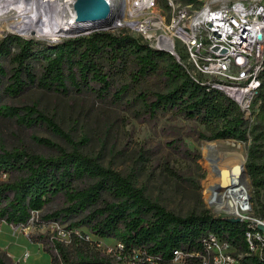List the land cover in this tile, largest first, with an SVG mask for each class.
I'll use <instances>...</instances> for the list:
<instances>
[{
	"label": "trees",
	"instance_id": "1",
	"mask_svg": "<svg viewBox=\"0 0 264 264\" xmlns=\"http://www.w3.org/2000/svg\"><path fill=\"white\" fill-rule=\"evenodd\" d=\"M161 79L163 85L158 89L147 85ZM31 90L62 98H88L99 107L135 112L149 120L171 115L201 128L195 133L205 142L246 143L249 139L244 172L253 194H264V128L248 126L233 102L194 84L171 56L150 49L138 38L94 31L51 45L12 34L0 39V119L25 130L43 127L72 145L45 111L22 102L12 104ZM253 104L257 114L264 115V63ZM39 143L54 153L40 157L26 150H0V174L7 176L0 183V223L26 227L31 213H37L41 223L66 226L69 232L84 228L96 241L114 239L124 254L138 251L157 258L159 264H170L175 249L200 252V240L210 233L242 255L240 264H258L255 257L243 255L244 224L227 223L206 210L179 216L148 199L128 177L75 147L56 148L44 139ZM179 146L169 145L183 154ZM162 172L178 178L167 163ZM254 210L264 221L263 204L260 209L254 205ZM28 240L42 246L49 264H113L96 243L73 234L70 246L79 256L70 255L56 242L47 249L41 237L29 236ZM0 264H7L2 256Z\"/></svg>",
	"mask_w": 264,
	"mask_h": 264
},
{
	"label": "rangeland",
	"instance_id": "2",
	"mask_svg": "<svg viewBox=\"0 0 264 264\" xmlns=\"http://www.w3.org/2000/svg\"><path fill=\"white\" fill-rule=\"evenodd\" d=\"M196 1L201 3L205 0ZM260 1L264 2V0ZM47 15L52 18L53 12ZM53 22L56 23V20ZM98 31L114 33L113 28H102ZM45 32L39 35L32 32L25 34L12 30L8 23L0 22V39L7 34H12L22 39H32L51 45L79 34L71 32L60 34L58 37H49ZM147 85L158 89L163 85L162 79ZM21 102L45 111L69 136L72 145L58 139L43 127L25 130L15 125L13 121L0 119V150L2 151L26 150L40 157H49L55 150L40 145L41 139L64 150H69L73 146L76 150L97 159L104 167H109L128 177L148 199L167 211L184 216L190 212L206 210L211 216L222 219H238V217L226 213V207L229 208L227 199L224 200V204L227 205L225 207H217L208 199L214 193L222 195L224 190H221L219 185L220 172L227 166L237 164L243 166L241 179L245 186L243 193L249 209L248 218L257 220L254 205L256 209H260V204L264 206V194H259L258 197L253 194L244 172L250 145L249 139L246 143L234 140L205 142L195 133L201 128L190 121L171 115H160L155 120H149L135 116V112L99 107L97 104H92L88 98H62L39 90L27 92L12 104ZM253 124L264 128V115L257 114V109L249 126ZM170 143L175 146L180 144L179 149L183 154L170 148ZM209 143L215 145L209 153L211 158H207L208 154L204 152L205 145ZM195 156L198 158L196 159ZM164 163H167L172 172L177 173L178 178L166 176L162 172ZM6 181L7 179L4 181L0 179V183ZM71 234L96 243L100 253L111 257L113 264H142L139 258L131 256L117 262L114 257L117 241L114 239L96 241L84 228L69 232L66 226L41 223L39 215L24 228H12L0 223V256L6 260L7 264H49V256L42 246L31 243L28 240L29 236L44 238L46 241L44 247L47 249H51V242H56L61 244L70 255L79 256L70 246ZM25 252L29 256L23 261L22 256ZM171 264L191 263L176 260Z\"/></svg>",
	"mask_w": 264,
	"mask_h": 264
},
{
	"label": "built area",
	"instance_id": "3",
	"mask_svg": "<svg viewBox=\"0 0 264 264\" xmlns=\"http://www.w3.org/2000/svg\"><path fill=\"white\" fill-rule=\"evenodd\" d=\"M113 14V34H128L152 50L167 53L194 84L233 102L249 126L256 110L253 103L264 63L263 1L205 0L194 4L173 0H115ZM0 179L4 181L7 176L0 174ZM235 211L237 214L231 216L238 217L245 226L243 255L253 256L258 264H264V236L256 228L264 225V221L248 218L246 200ZM35 218L37 213H31L28 224ZM200 243V252L172 251L171 263L184 260L191 264H240L242 255L213 234L204 236ZM28 256L25 252L22 260ZM128 256L139 258L142 264H159L157 258L143 256L138 251L124 254L123 246L117 242L116 261Z\"/></svg>",
	"mask_w": 264,
	"mask_h": 264
},
{
	"label": "bare ground",
	"instance_id": "4",
	"mask_svg": "<svg viewBox=\"0 0 264 264\" xmlns=\"http://www.w3.org/2000/svg\"><path fill=\"white\" fill-rule=\"evenodd\" d=\"M113 11L115 0H106ZM73 0H0V22L8 23L12 30H17L25 34L35 33L39 35L41 32L50 37H58L60 34H67L78 30H91L101 28L103 24H74L71 3ZM53 12L52 19L50 12ZM113 17V13H112ZM53 20V21H52ZM215 145L209 143L205 145L204 152L207 158ZM211 150V151H210ZM215 156V155H214ZM243 167V166H242ZM242 167L239 165L227 166L220 172V189L224 190L222 195L214 193L209 197V202L216 204L217 207H225L224 200H228V215H236L235 207L245 199L243 189L244 183L241 179ZM219 169V168H218ZM243 177V176H242ZM210 190V189H209ZM210 196V195H209Z\"/></svg>",
	"mask_w": 264,
	"mask_h": 264
},
{
	"label": "water",
	"instance_id": "5",
	"mask_svg": "<svg viewBox=\"0 0 264 264\" xmlns=\"http://www.w3.org/2000/svg\"><path fill=\"white\" fill-rule=\"evenodd\" d=\"M71 10L74 16V24H103L101 28L91 30H78V35L87 34L88 32H94L102 30V28L112 29L115 15L111 13V8L106 0H73L71 3ZM89 34V33H88ZM223 221L227 223H239L237 218H223ZM257 230L264 236V225H257Z\"/></svg>",
	"mask_w": 264,
	"mask_h": 264
}]
</instances>
